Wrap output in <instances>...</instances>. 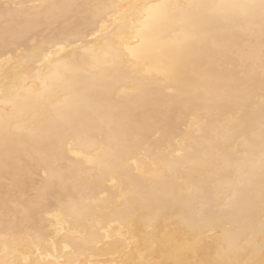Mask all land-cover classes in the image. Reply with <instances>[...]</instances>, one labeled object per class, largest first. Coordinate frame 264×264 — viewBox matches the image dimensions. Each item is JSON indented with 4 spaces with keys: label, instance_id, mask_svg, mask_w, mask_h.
<instances>
[{
    "label": "bare ground",
    "instance_id": "bare-ground-1",
    "mask_svg": "<svg viewBox=\"0 0 264 264\" xmlns=\"http://www.w3.org/2000/svg\"><path fill=\"white\" fill-rule=\"evenodd\" d=\"M127 2L0 0V89L14 79L21 53L39 47L46 73L57 65V45L71 44L72 33L96 15L95 5ZM104 39L88 42L91 51L70 47L71 55L60 54L64 61L58 70L70 86L55 88L48 101L25 90L40 86L34 75L0 95V261L57 264L84 255L93 264H264V27L259 12L205 35L170 85L141 75L122 59L113 63ZM69 124L83 134L75 147L94 151L98 165L112 167L89 170L69 152ZM156 131L184 152L179 159L187 163L159 178L122 175L123 161H111L106 149L125 138H151ZM156 144L153 139L146 147ZM129 181L135 187L130 189ZM238 182L244 187L229 202ZM105 194L110 202L124 203L104 221L112 239L102 249L81 251L78 236L62 235L66 205ZM37 197L43 198L48 217L35 241L39 252L28 240L37 228L31 217ZM136 216L151 218L152 230L137 226L129 234L128 221ZM79 229L73 224V232ZM65 243L74 250L66 252Z\"/></svg>",
    "mask_w": 264,
    "mask_h": 264
},
{
    "label": "snow or ice",
    "instance_id": "snow-or-ice-1",
    "mask_svg": "<svg viewBox=\"0 0 264 264\" xmlns=\"http://www.w3.org/2000/svg\"><path fill=\"white\" fill-rule=\"evenodd\" d=\"M113 7L118 10V13L111 12ZM95 8L97 13L93 19L86 21L72 33L70 45L68 42L57 45V65L50 68L48 72L41 71L44 64L38 59L41 51L39 47L34 46L30 52L21 53L14 62V79L10 82L5 81L8 86L0 89V95L4 91L17 90L22 79L34 75L40 81V86L25 90L37 99L48 101L55 88L70 86L63 73L58 70L59 65L64 61V56L60 54L67 51L68 55H71L70 47L84 49L86 52L91 51L88 42L101 35L105 37L104 45L109 48L113 63L122 59L141 75H148L161 85H170L188 65L193 50L199 46L205 35L232 24L237 18H250L251 13L257 11L261 26L264 27V0H251L241 5L205 2V0L178 3L169 2V0H128L126 4L95 5ZM121 9L122 11H119ZM162 35L167 38L161 40ZM55 102L60 103L59 98ZM82 136L83 134L77 128L69 124L67 150L73 155L80 156L89 170L112 167L111 163L104 166L98 165L94 151L82 153L75 147L77 139ZM153 139L157 141V144L149 150L146 146L152 144ZM176 144L178 145L179 141H176ZM106 151L110 154L111 161L117 163L123 161L121 174L124 176L132 173L148 179L159 178L178 171L187 163L179 159L185 155L184 152L171 147L167 143V137L160 131L153 133L151 138H125L110 145ZM47 177L48 172L45 170L44 179ZM113 185H115L114 181ZM128 186L130 189L135 187L131 181ZM243 187L242 182L237 183L236 191L229 197V202L240 194V189ZM40 190L47 192V186L42 185ZM62 206H64L63 202ZM66 207L67 216L62 224V235L78 236L79 246L83 251L90 247L102 249L105 243L112 239L111 232L104 226V221L111 214L121 211L124 203L123 199L110 202L105 194L95 199L70 200ZM31 217L37 228L29 234L28 240L39 252L40 249L35 241L41 239L40 228L44 226L48 218L42 197L33 200ZM73 224L80 225L79 231L73 232ZM137 226L151 231L153 221L144 216L130 218L129 234H132ZM64 250L68 252L74 249L65 243ZM0 264L5 262L0 261ZM12 264L16 262L13 261ZM57 264H93V261L80 255L76 259L58 260ZM113 264L116 262L114 261ZM143 264H152V262H143Z\"/></svg>",
    "mask_w": 264,
    "mask_h": 264
}]
</instances>
